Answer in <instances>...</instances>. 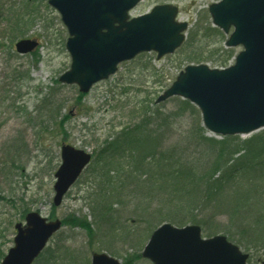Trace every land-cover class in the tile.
I'll use <instances>...</instances> for the list:
<instances>
[{"label": "rangeland", "instance_id": "1", "mask_svg": "<svg viewBox=\"0 0 264 264\" xmlns=\"http://www.w3.org/2000/svg\"><path fill=\"white\" fill-rule=\"evenodd\" d=\"M217 1L142 0L133 8L131 16L145 14L157 4H175L180 8V20L189 23L188 37L197 23L212 24L208 8ZM68 36L60 13L49 0H0V263L14 245L15 224L24 222L27 208L48 218L54 215L62 221L86 217L98 235L90 238L82 227L64 224L33 264H87L88 261L91 264L94 250L111 255L123 264L129 254L139 253L141 257L131 264H152L142 256V251L159 226H154L152 213L156 207L166 204V199L161 197L163 191L147 192L135 183L118 187L114 194L109 193L113 202L111 216L101 220L97 211L92 210L96 190L91 187V176L95 173L90 163L63 202L54 207L55 172L61 163L62 144L93 153L107 138L148 112L153 116L150 127L157 130L163 148L171 150L176 157H181L186 167L192 168L197 167L194 164L206 165L214 157L209 148L197 143L193 135L197 127L201 126L205 135L218 139L221 136L204 127L201 111L191 102L198 113L188 109L178 112L175 97L156 102L191 64L188 52L178 49L161 59L155 51L141 53L121 63L116 73L93 85L89 92L82 93L78 85L59 81L71 66L66 48ZM24 38L37 39L38 47L30 53H19L15 44ZM227 38L222 32V36H209L195 47L220 57L218 50L225 46ZM242 49V46L235 47V55ZM234 61L235 56L229 64ZM204 63L213 67L211 61ZM260 131L239 137L244 140ZM156 178L165 179L161 173ZM166 180L181 187L179 179ZM149 198L156 202L143 212ZM144 213L150 215L144 216ZM174 216L188 218L186 213L176 212ZM199 217L212 220L209 226L199 224L204 237L216 234L228 237L226 216L211 219L209 212L203 211ZM233 231L240 233L237 227ZM236 237L239 238L237 234ZM245 238L242 243L235 238L231 241L250 253L248 264H261L264 246L254 248L259 241L251 242L247 235ZM247 241L254 246L247 248Z\"/></svg>", "mask_w": 264, "mask_h": 264}, {"label": "water", "instance_id": "2", "mask_svg": "<svg viewBox=\"0 0 264 264\" xmlns=\"http://www.w3.org/2000/svg\"><path fill=\"white\" fill-rule=\"evenodd\" d=\"M140 1L49 0L69 33L66 48L71 66L60 82L76 84L87 93L95 83L116 73L120 63L151 51L161 59L183 45L189 23L178 18L179 6L157 4L150 12L131 17L130 11ZM209 12L213 25L228 35L226 47L243 49L226 68L187 65L157 102L174 96L189 100L200 109L206 129L216 135L256 132L264 128V0H220L209 6ZM38 45L31 38L15 44L22 54ZM91 160V152L62 144L54 206L63 202ZM15 228L14 246L0 264H32L62 228V220L30 211L25 225L18 222ZM142 256L152 264H247L250 255L223 234L203 237L198 224L180 227L166 222L154 230ZM91 264L123 263L104 252H94Z\"/></svg>", "mask_w": 264, "mask_h": 264}, {"label": "trees", "instance_id": "3", "mask_svg": "<svg viewBox=\"0 0 264 264\" xmlns=\"http://www.w3.org/2000/svg\"><path fill=\"white\" fill-rule=\"evenodd\" d=\"M214 35L222 36V31L212 24L204 25L199 22L180 50L188 52L191 63L211 61L213 67H227L229 60L236 54L235 48L224 46L218 50L221 56L216 57L195 47ZM174 99H178V112L188 109L198 113L190 101L178 97ZM152 118L148 112L142 113L138 121L120 129L93 152L91 163L95 174L91 176V187L96 192L92 210L97 211L98 218L107 220L113 212L109 193L114 194L116 188H126L127 184L135 183L147 192L163 191L161 197L166 199V204L156 207V212L152 213L154 226L168 221L180 226L187 222L209 226L212 220L210 222L208 217H199V213L204 211L209 212L211 219L226 216L229 240L235 238L242 243V240L246 241L247 235L251 237V242L259 241L255 246L247 241V248L250 245L257 249L264 246V129L244 140L239 135L218 139L205 135V130L198 126L197 133H193L197 143L209 148L214 157L206 165L194 164L197 167L188 168L181 157H176L171 150L163 148L157 130L150 127ZM159 173L161 177H165L163 181L156 178ZM171 177L179 179L180 188L172 180H166ZM153 202L156 200L149 198V204L142 211L150 210ZM28 211L27 208L24 210V216ZM176 212L182 215L186 213L188 218L182 220L183 217H173ZM148 215L150 214L144 213V216ZM54 217L52 215L51 218ZM63 224L82 227L90 238L98 236L86 217H69ZM235 227L240 229V233L236 232L239 238L233 231ZM140 257L139 253L129 254L124 263L131 264Z\"/></svg>", "mask_w": 264, "mask_h": 264}, {"label": "flooded vegetation", "instance_id": "4", "mask_svg": "<svg viewBox=\"0 0 264 264\" xmlns=\"http://www.w3.org/2000/svg\"><path fill=\"white\" fill-rule=\"evenodd\" d=\"M261 264H262V260H261Z\"/></svg>", "mask_w": 264, "mask_h": 264}]
</instances>
